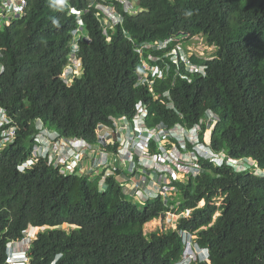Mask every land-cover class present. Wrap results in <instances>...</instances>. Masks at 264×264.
I'll return each instance as SVG.
<instances>
[{
    "label": "trees",
    "instance_id": "obj_1",
    "mask_svg": "<svg viewBox=\"0 0 264 264\" xmlns=\"http://www.w3.org/2000/svg\"><path fill=\"white\" fill-rule=\"evenodd\" d=\"M131 1L132 12L119 0H25L21 15L6 16L0 27V106L17 126L0 149V264H12L8 244L29 226L45 227L30 245V264H176L184 251L180 230L195 232L197 245L209 250L207 261L190 264H264V175L255 173L264 172V0ZM98 3L114 6L118 21L98 17ZM72 8L83 11L79 37ZM195 36L211 47L206 55L186 54L205 66L203 73L169 57ZM75 38L80 71L66 83L61 73ZM166 38L161 49H143L144 59L159 67L161 76L152 75L135 45ZM140 75L151 85H137ZM138 102L147 108V128L200 124V140L212 110L219 120L211 149L240 159L239 166L246 158L253 162L242 170L198 156L196 176L170 179L163 184L169 195L146 201L118 180L130 177L119 163L103 184V173L94 179L62 173L42 157L18 170L31 155L37 120L61 136L101 145L96 129L122 116L132 123ZM173 144L183 151L192 146L167 137L165 148ZM148 150L160 152L154 139ZM166 213L182 214L175 229L143 232L145 223Z\"/></svg>",
    "mask_w": 264,
    "mask_h": 264
},
{
    "label": "built area",
    "instance_id": "obj_2",
    "mask_svg": "<svg viewBox=\"0 0 264 264\" xmlns=\"http://www.w3.org/2000/svg\"><path fill=\"white\" fill-rule=\"evenodd\" d=\"M25 7V0H0V27L3 26L4 22L8 21L6 16H19ZM6 18V19H5ZM169 40L163 44L151 45L143 44L136 49L142 58V67L145 70L151 71L152 75L161 76L158 65H150L149 62L143 58V49L155 47L161 49L167 45ZM184 53L182 57H178L177 53ZM171 59L174 62H182L186 66L188 71L204 72L205 66H197L190 62L186 57V54L190 55L188 50L181 48L178 44L169 51ZM168 56V55H165ZM74 55H72V63H75ZM150 59H158V56L149 55ZM180 63V64H182ZM67 77V76H65ZM147 82L149 85L152 83V79H148L147 76H139V83ZM135 118L133 122L125 116L113 119L112 124H103L96 129L97 138L101 145H94L81 137H66L61 136L56 131H50L45 128L40 120L36 121V127L39 130L34 137L35 144L31 151V155L25 161L18 165V169L23 171L30 168L36 161L41 157L47 158L48 163L52 162L55 167H59V171L62 173H74L77 176H88L90 179H94L97 174L103 173L100 184H103L104 177L114 173L116 169V163L121 164L124 168L128 169V175H130V183L142 191L145 195V200L150 197L157 195V192H161V189L153 191L150 189L152 182H155L153 177L148 178L147 175H142L143 170L137 167V163L142 168H148L153 172L170 173L172 178L177 177V171H181L188 176L190 173L192 176L198 174L197 165L194 164L189 155L187 159L183 157L182 150L178 145L173 144L171 148H165L164 143L167 137H176L178 144L185 146V139L187 135L182 133L183 142H179V136L173 135L172 128L158 127V128H147L145 125V117L148 114L146 106L139 102L135 106ZM208 116L213 115L212 112L208 111ZM143 125V127L141 126ZM200 125H197L191 129L197 130ZM0 127H3L0 133V149L7 145L13 140L16 135L17 126L12 124L6 114V110L0 106ZM176 127V126H175ZM187 130V129H186ZM163 133V138L161 134ZM156 141L157 147L160 152L150 154L148 150L150 140ZM116 145V147H114ZM67 148V149H66ZM176 151V153L171 152ZM66 152V157H62L63 153ZM141 154V155H140ZM182 154V158L178 156ZM112 157V159H110ZM176 159V161H175ZM188 160V161H187ZM223 155H216L212 161L216 164H221ZM116 161V163H114ZM173 161L176 163L174 164ZM236 163V160H230V163ZM195 167V168H194ZM135 176H131V173ZM151 172L150 175L153 173ZM169 188L163 187V191L166 192ZM162 193V192H161ZM179 234L182 237L184 243V252L182 260L177 264H190L197 260H208L209 253L207 248H200L197 243L193 240L195 232L191 233L186 230H180ZM187 238V241L185 240Z\"/></svg>",
    "mask_w": 264,
    "mask_h": 264
},
{
    "label": "bare ground",
    "instance_id": "obj_3",
    "mask_svg": "<svg viewBox=\"0 0 264 264\" xmlns=\"http://www.w3.org/2000/svg\"><path fill=\"white\" fill-rule=\"evenodd\" d=\"M103 1H105V0H103ZM120 2H122L123 4H124V7H125V9L126 10H128L129 12H132L133 11V8H132V6H133V3H132V1L131 0H119ZM95 8L98 10L97 12V15H98V17H102L103 18V20L104 21H106V19L105 18H107L108 20H111L113 23H116L117 21H118V19H119V15L116 13V9H115V7L114 6H112L111 4H104V3H98V4H96L95 5ZM138 9V8H137ZM74 13H75V15H76V19H77V24H78V28H76L74 31H73V35H78L79 34V30H81L80 28H81V26H82V19H81V14L83 13V11H81V10H76V9H71ZM137 11V10H136ZM102 14V15H101ZM78 37H79V35H78ZM75 40H77V38H75ZM167 40H169V42H170V39L169 38H166V39H164V40H159V41H157L156 43H154V42H145V43H143V44H151V45H159V44H163L165 41H167ZM168 42V43H169ZM167 43V44H168ZM143 44H136L135 45V47L136 46H140V45H143ZM0 70H2V67H1V65H0ZM79 71H80V68H79ZM79 71H78V73H79ZM4 108V107H3ZM5 109V108H4ZM6 110V109H5ZM6 114H7V112H6ZM9 118V117H8ZM208 131V130H207ZM207 131H205V133L207 132ZM195 133H196V135H197V139H190L188 136L186 137V139H185V144H186V142L188 141L189 143H192V146H191V148H189L188 150H185V151H183L182 150V153L183 154H185L186 152H191L192 153V155L195 157V159H191V161L194 163V164H196L197 165V169H198V172H199V170H200V166H199V163L197 162V159H198V156H201L202 158H204V159H213L216 155H223V154H225V153H223V152H221V154H218V152H216V151H213L212 149H211V147H210V144H209V138L210 137H208V139H207V141L206 140H204V136H203V140H200L199 139V131L198 130H196V131H194ZM205 133H204V135H205ZM188 161V160H187ZM123 167V166H122ZM195 168V167H194ZM178 173H183V172H181V171H177V174ZM190 174V173H189ZM159 176V175H162V176H159L160 178L161 177H164V179H163V183H160L161 181H159V179H157L155 176ZM153 179L155 180V182H157L158 183V185L159 186H157V187H159L160 189H161V192H157V195L156 196H158V195H162V196H165V193L166 192H164L162 189H163V184H165V183H167V182H169L170 181V179H184L185 177H187V176H185L184 175V177L183 178H178V177H176V178H172V176L170 175V173H165L164 171H162V172H153ZM123 177V180H126V182H128V183H130V181L129 180H127V179H130V177H128L127 175H126V177H124V176H122ZM125 178V179H124ZM130 185V188H131V190H132V185H131V183L129 184ZM134 189V188H133ZM169 192L167 191V194H168ZM156 196H154V197H150V198H147L146 200H148V199H152V198H155ZM137 199V198H136ZM146 200H144V201H146ZM143 201V200H142ZM152 221V220H151ZM32 228H37V226H29L26 230H25V232H24V236L22 237V238H20V239H18V240H13V241H11L9 244H8V246H9V249L11 248V246H12V244L13 243H19L20 245H18V247H22V246H24V247H28V248H30V245H31V243H32V241L35 239V237H36V235H37V233H38V231H43V230H41V228L42 227H40V229L35 233V235L33 236H30L29 235V232H31V229ZM29 231V232H28ZM195 242H196V240H195V237H194V239H193ZM182 242H183V240H182Z\"/></svg>",
    "mask_w": 264,
    "mask_h": 264
},
{
    "label": "rangeland",
    "instance_id": "obj_4",
    "mask_svg": "<svg viewBox=\"0 0 264 264\" xmlns=\"http://www.w3.org/2000/svg\"><path fill=\"white\" fill-rule=\"evenodd\" d=\"M187 46H188V50L190 51V54L196 53L198 55H206L207 51H209L211 49V47H208V49H207V46L203 43V39L201 37H195L193 39V41L190 44H188ZM78 68H79L78 66H76V67H68L65 70L64 75H68L69 73L77 72L78 71ZM214 124H215V122H213V123L211 122V124L209 126V130L204 135V140L207 141V139L210 136L211 131H212L213 127H214ZM141 126L143 127V125H141ZM194 131H196V129L193 130V131L186 130L183 126H180V125L172 128L173 135L174 136L175 135L179 136V142H183V139L184 138L181 136L182 133H185L190 139H197V135H196V133ZM170 151L177 154L176 151H172V150H170ZM61 153H63L62 157H66V155H67L66 152H61ZM189 155L193 157L192 159H195V157L192 155L191 152H186L185 154H183V157L185 159H187V157H189ZM178 158H182V154H180L178 156ZM110 159H112V157ZM175 161H176V159H175ZM239 161L241 162L240 159H239ZM114 163H116V161ZM173 163L176 164L174 161H173ZM231 165H233L236 169H242L244 167V165L243 166H237V165H235L234 162H231ZM259 171L260 170H256L255 173H262V175H264V172H261V171L259 172ZM184 175H185L184 173H178L177 174V177L178 178H183ZM117 178L120 181H122V179H123L122 176L117 177ZM127 180H129V179H127ZM157 186H159L157 182H152V184L150 186V189H152L153 191L159 190V187H157ZM129 189H130V192L134 193L135 198H137V199H139L141 201L142 200L143 201L145 200V195L143 194L142 191H140V190L137 191L138 189H136L135 187H134V189L132 187V190H131V188H129ZM129 189H128V191H129ZM169 194L170 193H168L167 195H169ZM219 200L220 199H218L217 204H219ZM202 202H200V204H203ZM188 212L189 211H186V212H183L182 214H187ZM182 214H180V215H182ZM218 214L219 213H216L215 216H217ZM180 215H177V214L175 215V214H172V213H166V214H164V215H162V216H160L158 218H154V219H152V221L150 220L149 222H147V223L144 224V226H143V232L144 233H149V232H152V231H160V232H162V231H166L168 229H175V227H176V220H177V218ZM62 227L64 229H66V230L69 229V226L66 225V224H64ZM44 228L45 227H42L41 230H44ZM39 229H40V227L32 228L31 229V232L28 231L29 232V235L30 236H32V235L34 236L35 233ZM185 240L187 241V238H185ZM18 245H20V244L19 243H13L12 246H11V248H13L14 250H17ZM11 259H13V258H11Z\"/></svg>",
    "mask_w": 264,
    "mask_h": 264
},
{
    "label": "clouds",
    "instance_id": "obj_5",
    "mask_svg": "<svg viewBox=\"0 0 264 264\" xmlns=\"http://www.w3.org/2000/svg\"><path fill=\"white\" fill-rule=\"evenodd\" d=\"M24 9V8H23ZM21 15V14H20ZM12 16V15H11ZM195 37H199V36H195ZM195 37H193V39L195 38ZM178 44H180L181 45V48H183V49H185V50H188V44H184V43H182V42H180V43H178ZM141 46V45H140ZM140 46H136L135 47V50L138 48V47H140ZM77 51H78V46H77V40H73V42H72V49H71V51H70V53H69V56H70V61H71V59H72V55H74L75 57H74V59H75V63H72V61L70 62V65H68V66H66V68L65 69H63V71H62V73H61V77H62V79H63V81L64 82H66V83H68L71 79L70 78H68V76H69V74L68 75H64V72H65V70L68 68V67H76V66H78L79 68H80V59L78 58V56H77ZM189 51V50H188ZM137 52V51H136ZM144 52V51H143ZM190 52V51H189ZM138 53V52H137ZM139 54V53H138ZM150 55V54H149ZM139 56H140V54H139ZM153 56V55H152ZM169 57L171 58V56L169 55ZM140 58V61H141V65H142V58H141V56L139 57ZM143 58H144V54H143ZM145 60V59H144ZM146 61V60H145ZM192 63V62H191ZM77 64V65H76ZM194 64V63H193ZM195 65H197V64H195ZM198 66V65H197ZM79 68H78V71H79ZM78 71L77 72H74V73H71V74H78ZM65 76H67V77H65ZM139 80V79H138ZM138 80L136 81V84H137V82H138ZM139 85V84H138ZM139 103V102H138ZM137 103V104H138ZM136 106V105H135ZM208 111H210V112H212L213 113V115H211V116H208ZM116 118V117H115ZM210 119V120H209ZM219 120V117H218V115L215 113V112H213L212 110H210V109H207L206 110V120H204L205 122H206V126H210V124H211V122L213 123V122H215V124H216V122ZM214 124V125H215ZM197 125H200V124H197ZM197 125H195V126H197ZM194 126V127H195ZM174 128V127H173ZM191 129H193V127L192 128H190V129H187V130H191ZM49 130V129H48ZM50 131H55V130H50ZM57 132V131H56ZM82 138V137H81ZM84 139V138H83ZM223 160L224 161H226V162H229L230 163V160H231V158H229V157H227V156H225L224 154H223ZM223 160H222V162H221V164L223 163ZM246 160H247V164H242L241 166H243L244 165V167L242 168V170H245V169H247L248 168V165L249 164H251L253 161H251V159L250 158H246ZM25 161V160H24ZM240 161L239 160H236V163H235V165H237V166H239L240 165ZM231 164V163H230ZM19 170V169H18ZM20 171V170H19ZM191 233H194V232H191ZM184 248H185V246H184ZM200 248H206V247H200ZM208 249V248H207ZM28 251H29V248L28 247H24V246H22V247H18L17 248V250H14L13 248H10V249H8V253H7V261L8 262H10V263H12V264H30V259H29V254H28ZM184 252V251H183ZM208 253H209V250H208ZM182 255H183V253H182ZM11 258H13V259H11ZM11 259V260H10ZM182 260V256H181V258H180V260L178 261V262H180ZM177 262V263H178ZM176 263V264H177ZM192 263V262H191Z\"/></svg>",
    "mask_w": 264,
    "mask_h": 264
}]
</instances>
